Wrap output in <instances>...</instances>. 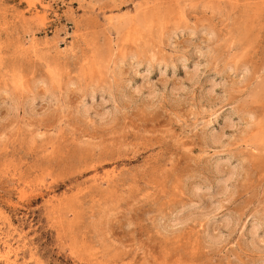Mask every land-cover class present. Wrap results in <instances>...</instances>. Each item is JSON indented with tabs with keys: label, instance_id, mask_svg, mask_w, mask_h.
Segmentation results:
<instances>
[{
	"label": "rangeland",
	"instance_id": "obj_1",
	"mask_svg": "<svg viewBox=\"0 0 264 264\" xmlns=\"http://www.w3.org/2000/svg\"><path fill=\"white\" fill-rule=\"evenodd\" d=\"M6 248L264 264V0H0Z\"/></svg>",
	"mask_w": 264,
	"mask_h": 264
},
{
	"label": "bare ground",
	"instance_id": "obj_2",
	"mask_svg": "<svg viewBox=\"0 0 264 264\" xmlns=\"http://www.w3.org/2000/svg\"><path fill=\"white\" fill-rule=\"evenodd\" d=\"M177 219H179V218H177ZM4 251H5V253L0 254V259H6V260H8L9 254H10L9 248H6Z\"/></svg>",
	"mask_w": 264,
	"mask_h": 264
}]
</instances>
